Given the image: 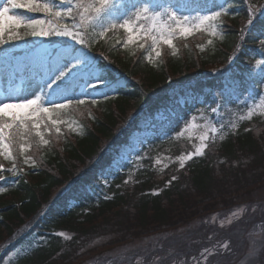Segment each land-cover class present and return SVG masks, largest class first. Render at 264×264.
Returning a JSON list of instances; mask_svg holds the SVG:
<instances>
[{"label":"trees","instance_id":"1","mask_svg":"<svg viewBox=\"0 0 264 264\" xmlns=\"http://www.w3.org/2000/svg\"><path fill=\"white\" fill-rule=\"evenodd\" d=\"M5 2L0 0V5ZM118 2L123 9L139 0ZM149 2L164 7L174 5L181 14L195 15L218 11L229 0ZM232 4L230 11L235 15L221 17L222 38L206 32L177 38V55L173 56L172 50L161 44V56L156 57L153 52L151 62L146 58L151 41L144 48L139 47L144 41H138L125 49L123 30L109 33L107 41L93 40L90 47L56 35L27 36L0 47V82L6 76L12 88L30 76L40 82V95H44L46 103L49 98L63 102L61 97L50 95L45 81L50 65L57 59L63 61L69 54H86L96 75L109 83V87L97 90L85 86L86 81L89 85L95 81L87 76L78 77L71 85L72 91L65 95L85 99L82 106H93L90 101L95 98L98 104L93 107L99 113L87 112L85 120L75 111L62 114V119L76 123L71 128L68 124L60 125V134L54 129L51 134L46 133L49 145L34 143L23 155L13 153L17 171H4L5 179L0 180V188L5 189L0 191V264L17 249L24 253L12 264H72L84 259L85 254H78L81 252L77 249L81 237H87L91 232L88 230L100 224L99 219L102 224L109 223L112 216L131 208L138 214L139 230L157 234L181 228L190 218H172L163 202H173L172 197L176 196L186 209L193 200L182 201L183 195L192 187L204 199L223 205L221 210L232 206L226 202L233 198L222 192L217 182L233 173L244 176L241 168L245 154L256 163V169L264 161V114L256 109L250 120L239 119L264 94V64L257 65V61H264V45L260 43L264 35L255 20L253 26L245 28L247 4L258 6L264 0H232ZM10 14L38 18L41 15L26 13L25 9H14ZM209 39L213 41L211 45L207 43ZM198 46H203V51ZM214 107L225 120L223 132L208 141L204 155L184 162L186 171L179 170L178 157L194 152L199 144L196 136H190L191 130L184 131L186 124L192 123V117L198 125L214 120ZM181 131L184 136L178 137ZM144 132L150 133L146 144L140 147L146 157L124 163L108 186L101 185V177L113 172L111 167L124 148ZM214 151L216 155L212 154ZM24 155L36 161L34 168L31 161L24 163ZM0 165L11 169L13 162L0 156ZM88 189L97 196L89 195ZM207 209L204 207V211ZM59 230L73 234L72 239L67 240ZM144 236L140 233L136 237Z\"/></svg>","mask_w":264,"mask_h":264},{"label":"snow or ice","instance_id":"2","mask_svg":"<svg viewBox=\"0 0 264 264\" xmlns=\"http://www.w3.org/2000/svg\"><path fill=\"white\" fill-rule=\"evenodd\" d=\"M232 0H229L226 6H221L218 11H210L208 14L195 15L181 14L177 8L172 6L164 7L159 3H152L149 0H139L130 8H123L118 0H6L0 5V47L10 44L16 40H22L27 36L47 37L51 35L67 36L73 41L83 46H91V42L100 39L107 41L109 33H117L121 30L126 34V40L123 42L125 49L130 45L140 43L139 47L144 48L148 40L151 41V51L147 54V59L152 61V53L156 57L161 56V44L167 45L172 50V55H177L178 49L174 44L177 38L187 39L196 32H206L211 37H223L221 31V17L225 15H235L231 13ZM14 9H25L26 13L41 14L30 16L27 14H10ZM248 19L245 28L253 26L255 20L261 34L264 35V4L248 5ZM69 21V22H65ZM23 29V31H21ZM242 30V34H243ZM209 39L207 43L212 44ZM264 45V40L260 41ZM203 51V46H198ZM135 55L134 52L131 53ZM264 64V61H257V65ZM49 78L45 81V87L49 90L51 96L61 97L63 102H57L49 98L47 103L44 95H35L30 99L12 101L10 99L0 100V156L13 162L11 169H4L0 165V180L5 179L2 175L4 171L16 172L17 152L21 155L27 153L33 144L46 146L50 141L45 138V134H51L53 129L55 133H61L62 124H68L71 128L75 121H66L62 119V114H69L71 111L78 110L80 106L86 103L85 99L68 98L65 94L72 91L71 85L78 77L87 76L89 80L95 81L85 86L92 89L109 87L108 81L103 77L96 75L91 67L86 54H69L63 61L57 59L49 67ZM105 99L108 98L107 94ZM91 104L95 106L98 101L91 99ZM261 114H264V98H261L259 104H255ZM18 109L24 111H14L9 114L7 110ZM213 113L218 108H212ZM254 110L250 109L247 116H240L239 119H251ZM195 121V117H193ZM201 126L195 122L186 124L185 130L197 129ZM206 130L198 136L199 146L194 152L178 157L180 167L185 166V161L191 160L194 156L204 155L208 148L210 140L208 132L216 133L219 131L213 124L206 123L203 126ZM223 127V125L221 126ZM236 127V123H232ZM184 131L177 133L178 137L184 136ZM36 138V139H34ZM34 168L36 161L31 157L24 155V163H29ZM159 164L160 160L157 159ZM176 177L173 176L172 180ZM171 183V180L168 181ZM5 189L0 188V191ZM60 235H64L61 233ZM225 248L228 245H224ZM250 253V255L254 254ZM211 255L209 249L205 248L202 253L203 260H207ZM183 264V262H181ZM193 264H199L194 257Z\"/></svg>","mask_w":264,"mask_h":264},{"label":"rangeland","instance_id":"3","mask_svg":"<svg viewBox=\"0 0 264 264\" xmlns=\"http://www.w3.org/2000/svg\"><path fill=\"white\" fill-rule=\"evenodd\" d=\"M170 6L174 7V5ZM39 93L40 82L30 76L20 80L14 89L9 88L6 77H2L0 82V100L30 99ZM262 98H264V94ZM259 103L260 101L256 104ZM254 105L255 103L251 105V109L255 111L258 108H254ZM112 108L115 115L118 114L114 105ZM14 111L24 110H7L9 114ZM74 111L84 120L88 117L87 112L99 113V109L96 110L91 105L80 106L78 110ZM215 114L214 120H203L205 122L200 124V128L190 129V136H196L197 144H200L198 136L206 130L203 127L206 123L213 124L219 129L216 133L208 132L210 139L223 132L224 126H221L225 120L223 117H219L218 112ZM241 116H247V114L241 113ZM190 121L196 123L193 121V117ZM149 134V132L139 133L132 139L131 144L124 148L122 156L118 157L111 167L113 172L101 177V185L108 186L109 181L114 179L115 173L120 171L124 163H129L130 160L140 159L141 161L146 157V154L144 156L145 150L141 152L140 147L146 144V136ZM262 135L264 137V132ZM137 152L141 153L133 158ZM246 152L248 153V151ZM243 153L245 154V152ZM212 154L216 155V152L214 151ZM243 158L245 164L241 168L243 170L241 175L244 174V176L231 172L233 174L227 176V179L217 182L220 189L223 190L222 192L227 193L229 198H233L230 202L229 200L226 202L227 204L231 203V207L221 210L225 208L222 207L223 205H219V202L214 204L206 197L204 199V196L192 187L183 195L182 201L193 200L186 209H183L184 202L180 203L176 196L172 197V203L170 201L163 202L169 216L180 217L182 221L190 218L189 222L181 228L157 234H150L152 231L149 230H139L137 228L138 214L132 208L126 209L121 214L112 216L107 221L109 223L102 224V220L99 219L100 224L93 227L94 229L88 230V233L91 232L87 237H81L77 246L78 252L81 253H77L85 254V256L84 259L74 260L72 264H181V262L193 264L194 257L199 261V264H264V161H261L259 169H256V163H252L248 155L245 154ZM180 163H177L178 169L186 171L185 166L180 167ZM137 166L139 163L134 164L133 170ZM179 170L178 172H180ZM170 173L172 176V170ZM253 174L255 177L252 176ZM130 176L128 175V178ZM250 178L254 180L249 181ZM100 190L99 187L98 191ZM87 192L91 196H97L92 192V189H88ZM204 207L208 209L204 211ZM216 209L218 210L215 211ZM149 215L151 216V213ZM58 233H63L67 240H71L73 237V234L63 230H59ZM140 233L145 236L136 237ZM224 245H228V247L225 248ZM205 248L211 252L206 261L202 258ZM253 250H255L254 254L250 255ZM23 253L19 249L10 252L6 255L4 264L14 263Z\"/></svg>","mask_w":264,"mask_h":264}]
</instances>
